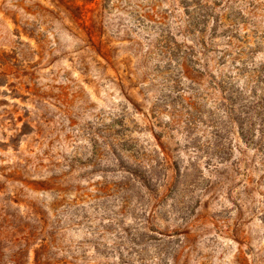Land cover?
I'll list each match as a JSON object with an SVG mask.
<instances>
[{
    "label": "rangeland",
    "instance_id": "374dc122",
    "mask_svg": "<svg viewBox=\"0 0 264 264\" xmlns=\"http://www.w3.org/2000/svg\"><path fill=\"white\" fill-rule=\"evenodd\" d=\"M176 5L0 0V264L264 257L261 167L232 131L215 147L218 94L183 80Z\"/></svg>",
    "mask_w": 264,
    "mask_h": 264
},
{
    "label": "trees",
    "instance_id": "16d2710c",
    "mask_svg": "<svg viewBox=\"0 0 264 264\" xmlns=\"http://www.w3.org/2000/svg\"><path fill=\"white\" fill-rule=\"evenodd\" d=\"M174 3L173 25L183 37V44L175 48L178 52L183 47V56L173 57L178 58L183 80L192 82L195 74L205 77L209 89L218 94L215 147L234 132L244 148L237 152H251L247 162L254 170L261 167L264 180V0ZM150 9L158 20L148 22L164 26V15ZM258 252L257 261L264 264Z\"/></svg>",
    "mask_w": 264,
    "mask_h": 264
}]
</instances>
